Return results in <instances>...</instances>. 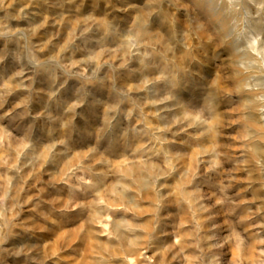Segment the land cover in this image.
<instances>
[{
	"label": "rangeland",
	"instance_id": "1",
	"mask_svg": "<svg viewBox=\"0 0 264 264\" xmlns=\"http://www.w3.org/2000/svg\"><path fill=\"white\" fill-rule=\"evenodd\" d=\"M0 264H264V0H0Z\"/></svg>",
	"mask_w": 264,
	"mask_h": 264
}]
</instances>
